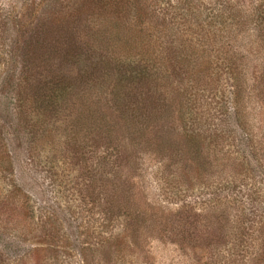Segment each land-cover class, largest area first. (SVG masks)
<instances>
[{
    "label": "rangeland",
    "instance_id": "rangeland-1",
    "mask_svg": "<svg viewBox=\"0 0 264 264\" xmlns=\"http://www.w3.org/2000/svg\"><path fill=\"white\" fill-rule=\"evenodd\" d=\"M45 1L0 0V264H226L233 243L253 256L264 231V158L250 154L264 153L253 122L264 88L249 90L240 121L232 85L238 73L264 74V58L230 67L229 51L188 16L162 41L197 58L199 74L177 65L173 85L143 79L140 97L130 84L114 100L113 81L79 80L99 66L118 75L116 42L86 21L50 23L39 13ZM144 1L147 17L175 15L171 0ZM70 45L86 56L71 60ZM20 75L26 89L68 78L64 110L20 114ZM136 107L144 136L133 143L127 114Z\"/></svg>",
    "mask_w": 264,
    "mask_h": 264
},
{
    "label": "trees",
    "instance_id": "trees-1",
    "mask_svg": "<svg viewBox=\"0 0 264 264\" xmlns=\"http://www.w3.org/2000/svg\"><path fill=\"white\" fill-rule=\"evenodd\" d=\"M131 1L47 0L44 6L40 7L39 13L50 23L64 24L66 27V23L71 20L86 21L90 23V29L96 31V35L107 34L116 42L114 43L115 56L111 63L115 64V72L118 75L110 73L106 66L103 70L102 66L93 67L89 76L83 75L80 78L81 88L89 87L91 78L92 82H99L102 88H106L109 81H113L112 95L116 100V96L119 97L122 92L127 93L121 88L125 85L128 89L130 84L134 94L140 97L138 89L142 90L144 87L143 79L152 82L166 80L171 82L173 79L171 82L173 85L177 65L182 64L185 69L183 72L187 75H198L199 73L194 68L200 64L196 62L197 58L190 60V57L181 51L174 52L176 47L172 46L173 42L162 41L163 38L169 36V33L175 34L179 26L184 25L181 20L188 16H193L196 24L204 29L210 37L208 40L216 45L219 44L220 50L230 52V54L226 52L227 58L233 63L230 67L235 68L236 64L242 62L254 63V66H257V61L260 62L258 58H264V0H171L168 4L175 15L171 12L170 14L165 13L169 12V9H166L163 14L162 10H159L149 17L143 12L145 8H148L144 0ZM39 2L41 4L42 1ZM216 23H218L217 26ZM198 42L199 40H194L191 43L198 45ZM192 47L196 49V46L192 45ZM50 48L55 50L53 45H50ZM84 56L86 55L81 54L80 48L70 45L68 57L71 60H80ZM127 74H130L132 78H128ZM27 80V77L20 75L15 81L18 88L15 96L16 107H18L16 110L18 109L20 114L27 107L34 114L42 113L43 115L45 112L52 113L53 109L58 112L64 110L63 106L67 103L66 90L68 87L65 86L69 82L68 78L66 80L64 76L56 75L47 83L35 82L34 86L26 89L23 86H27ZM137 83L139 85H136ZM232 86L234 88L232 93L234 117L237 120L246 121L248 100L252 96L249 90L256 89L257 86L260 93V89L264 88L262 87L264 86V74L261 72L258 75L256 72V77L253 76L251 80H248L245 73L242 75L238 73L233 77ZM128 94H133V92ZM259 109V115L253 118V122L260 127L263 126L264 130V108ZM243 110L246 111L243 112ZM131 111L127 115L136 126L131 127L128 138L135 143L144 136V134L141 135L142 130L140 129L143 123L140 124L137 119V116L141 114L138 112L139 108L136 107L134 111ZM251 113H256V111L251 110ZM19 128L24 127L20 125ZM41 133L43 134V131ZM193 136L190 137V142L197 138ZM212 149L216 147L213 146ZM250 155L255 162H260L264 158V153L254 146H252ZM238 222V224L234 223L235 226L232 223L236 229L242 227L240 221ZM248 229L251 230L249 227ZM252 230L256 229L252 228ZM249 236L253 239L251 234ZM256 236L260 245L253 256H249L246 247L233 243V250L226 254V264H247L248 259L251 264H264V231L257 233ZM252 239L251 244H247L248 246H254Z\"/></svg>",
    "mask_w": 264,
    "mask_h": 264
}]
</instances>
